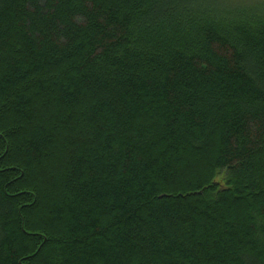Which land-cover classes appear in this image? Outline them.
I'll list each match as a JSON object with an SVG mask.
<instances>
[{"label":"trees","instance_id":"trees-1","mask_svg":"<svg viewBox=\"0 0 264 264\" xmlns=\"http://www.w3.org/2000/svg\"><path fill=\"white\" fill-rule=\"evenodd\" d=\"M0 264H264V3L0 0Z\"/></svg>","mask_w":264,"mask_h":264},{"label":"rangeland","instance_id":"rangeland-1","mask_svg":"<svg viewBox=\"0 0 264 264\" xmlns=\"http://www.w3.org/2000/svg\"><path fill=\"white\" fill-rule=\"evenodd\" d=\"M233 2L237 3V4H246V3H249V4H262L264 3V0H232ZM198 159H199V162L200 164L202 165L203 164V161L202 160H209V153L207 151V149L203 150V151H199L198 153ZM199 165V166H201ZM203 169L205 166H202ZM220 179V177H219ZM221 180V179H220Z\"/></svg>","mask_w":264,"mask_h":264}]
</instances>
